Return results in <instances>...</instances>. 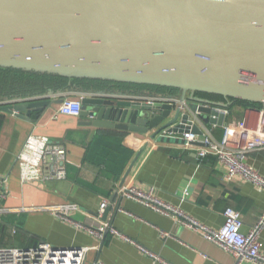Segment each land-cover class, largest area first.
<instances>
[{
  "label": "water",
  "instance_id": "95a60500",
  "mask_svg": "<svg viewBox=\"0 0 264 264\" xmlns=\"http://www.w3.org/2000/svg\"><path fill=\"white\" fill-rule=\"evenodd\" d=\"M0 67L179 89L185 111L96 94L81 98L79 116L184 144L170 134L201 135L195 118L225 124L228 103L196 93L264 105V0H0ZM51 103L30 98L0 111L31 120Z\"/></svg>",
  "mask_w": 264,
  "mask_h": 264
},
{
  "label": "crops",
  "instance_id": "0c3cea01",
  "mask_svg": "<svg viewBox=\"0 0 264 264\" xmlns=\"http://www.w3.org/2000/svg\"><path fill=\"white\" fill-rule=\"evenodd\" d=\"M49 90L40 98L52 103L41 112H33L31 120L0 111V246H32L45 240L55 246L86 247L83 264L96 261L162 264L141 252L139 245L168 264H235L231 254L203 239L198 232L122 196L118 192L119 184L129 168L123 186H152L159 197L215 229L223 224V211L234 209L241 215L243 233L249 232L264 215L263 188L239 175L225 180V166L212 155L201 161L193 149L184 148L182 143L151 138L152 131L141 133L87 126L84 122L91 120L89 117L57 113L64 97L74 98L80 92L84 96L113 93L115 98L132 99L146 98L155 92L147 89ZM217 101L228 103L224 123L230 126L245 115H254L253 106L224 99ZM206 126L216 138L221 137L223 126ZM30 133L65 147L64 179L20 182L16 155ZM94 141H100L101 147L93 149ZM103 154L125 164L119 176L109 173L99 163ZM247 162L264 176V149L249 153ZM103 200H107L104 210L108 212L103 219V211L101 219L110 222L131 241L109 232L99 238L77 226L87 217H96ZM64 203H75L80 210L63 219L46 209ZM258 236L264 253V224Z\"/></svg>",
  "mask_w": 264,
  "mask_h": 264
},
{
  "label": "built area",
  "instance_id": "2783aa9c",
  "mask_svg": "<svg viewBox=\"0 0 264 264\" xmlns=\"http://www.w3.org/2000/svg\"><path fill=\"white\" fill-rule=\"evenodd\" d=\"M106 96H116L113 93H102ZM45 95H36L33 99ZM84 92H80L76 97H64L57 109L58 114L79 116L81 111V98ZM146 101L164 102L179 106L182 111L188 109L187 99H180V95L172 94H152L147 96ZM21 101V98L9 99L0 102L7 104ZM254 115H245L233 126L223 125V132L220 138H216L210 129L198 118L195 122L201 130V135L191 132L178 134L171 133L172 138L185 140L183 147L193 149L196 158L212 155L215 160L226 168L225 180H232L239 175L256 186L264 189V176L247 162L249 153L264 149V105L252 107ZM224 114L227 109H222ZM215 126L216 124H212ZM161 134H166L164 131ZM189 141H198L201 145L189 144ZM16 162L19 168V180L22 183L51 179H64L66 177V150L65 147L47 138L30 133L24 141L21 149L16 155ZM118 192L135 202L152 209L153 211L173 218L183 226H186L200 234V236L219 248L228 252L234 258L235 264L249 261L253 264H264V253L262 243L258 236L259 228L264 224V215L250 229L249 232L241 231L242 218L238 211L226 208L223 211V224L220 228H211L197 219L193 218L182 209L170 204L159 197L154 188L139 187L136 185L121 186ZM107 205V200H103L99 205L96 217L85 218L83 222H78L77 226L102 238L105 232L113 236H118L131 241L123 236L110 222L102 220V212ZM57 217L68 219L71 212L79 211L80 208L75 203H64L58 206L46 208ZM162 236H166L164 231H160ZM137 248L150 258L168 264L157 254L137 245ZM87 248L82 246H55L48 241L40 240L32 246H0V264H83ZM94 264H103L100 261Z\"/></svg>",
  "mask_w": 264,
  "mask_h": 264
},
{
  "label": "trees",
  "instance_id": "16d2710c",
  "mask_svg": "<svg viewBox=\"0 0 264 264\" xmlns=\"http://www.w3.org/2000/svg\"><path fill=\"white\" fill-rule=\"evenodd\" d=\"M115 89L122 92L127 90L147 89L154 94H179L180 90L157 85L135 84L128 82H119L113 80H105L98 78H71L50 74L45 72H37L32 70L16 69L11 67H0V99L3 98H23L35 95H41L51 89L53 91L61 89ZM196 95L208 99L223 100L219 95L196 93ZM233 102H239L244 105L254 107L263 106L261 104H253L239 99H229ZM100 141H94L92 148H98ZM207 156V155H206ZM204 156V157H206ZM204 157L200 158L202 161ZM99 163L103 164L109 173L119 176L123 171L124 163H119L116 159H109L107 155H101Z\"/></svg>",
  "mask_w": 264,
  "mask_h": 264
},
{
  "label": "rangeland",
  "instance_id": "374dc122",
  "mask_svg": "<svg viewBox=\"0 0 264 264\" xmlns=\"http://www.w3.org/2000/svg\"><path fill=\"white\" fill-rule=\"evenodd\" d=\"M202 98H204V97H202ZM205 99H208V98H205ZM4 100H9V98H3V99H0V102H2V101H4ZM210 100H214V101H217V100H215V99H210Z\"/></svg>",
  "mask_w": 264,
  "mask_h": 264
}]
</instances>
